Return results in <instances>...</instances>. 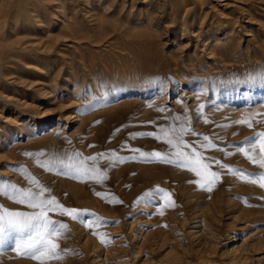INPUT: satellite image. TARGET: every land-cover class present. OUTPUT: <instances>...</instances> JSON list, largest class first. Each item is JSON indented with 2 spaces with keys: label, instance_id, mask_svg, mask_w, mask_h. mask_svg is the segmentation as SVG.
<instances>
[{
  "label": "rangeland",
  "instance_id": "374dc122",
  "mask_svg": "<svg viewBox=\"0 0 264 264\" xmlns=\"http://www.w3.org/2000/svg\"><path fill=\"white\" fill-rule=\"evenodd\" d=\"M261 73L264 0H0V187L38 191L32 176L45 198L88 210L48 213L68 229L43 264H264V188L230 171H261L237 151L264 132ZM181 125L221 174L211 191L178 160L85 161L102 182L58 164L131 149L171 156L166 142L133 134ZM204 136L217 147L201 148ZM156 188L175 206L140 200ZM0 206L33 211L3 193ZM14 249L0 246V264H41Z\"/></svg>",
  "mask_w": 264,
  "mask_h": 264
},
{
  "label": "snow or ice",
  "instance_id": "6c2138e0",
  "mask_svg": "<svg viewBox=\"0 0 264 264\" xmlns=\"http://www.w3.org/2000/svg\"><path fill=\"white\" fill-rule=\"evenodd\" d=\"M259 75L264 77V73ZM175 119L179 120L180 117H176ZM235 123L239 125H247L249 128L253 127L250 118H242L235 121ZM189 131L190 129L188 127L181 125L178 128L175 126L161 127L158 132L133 134L135 136L146 135L166 142V144L170 146V149H174V151L171 152V156L169 154H162L158 151L146 153L140 149H131L134 155L123 159L116 156L114 152L111 154L99 153L97 156L85 157L78 162H74V158L69 157L68 163H65L64 160H59L58 164L76 176H83L88 179L102 182L107 179V174L97 168L95 163L91 167H87L85 161L90 160L95 162L98 159H104L107 155L108 158L119 160L122 163L124 162V159H136L137 156L135 154H138L141 159L151 158L165 163H174L178 160L181 162L182 167L188 168L190 171L194 172L197 177H200L199 180L191 181L192 183H196L201 188H207L208 191H211L214 184L219 180L221 174L216 171H211L210 163L205 162L206 158L203 153L198 151L192 144L186 143L183 140V135ZM199 146L204 149L217 147L216 144L212 143L208 136L203 137V141L200 142ZM123 147L127 148L128 145H123ZM185 149H190V151H185ZM257 150H259L258 154ZM237 151L242 153L252 164L258 165L261 171L256 174H250L246 171L236 169H230V171H233L234 173L239 171V178L241 180H246L251 183H259V186L264 188V132H257L254 133L251 138H246L245 141L237 147ZM75 156L79 157L81 154L76 153ZM171 157H174L175 159ZM214 162L217 165L220 164L219 161ZM37 163L42 167L51 170L47 164H42L40 161H37ZM221 166L228 167L226 165ZM28 179L38 191H34L32 187L21 189L16 185L0 187V193L9 196V198L15 200L19 204H26L33 209L31 212L11 211L0 206V246L4 245L6 241H14V250L18 255L29 257L40 261L41 264H43L45 260L59 258V245L56 243L54 237H60L63 234V230L68 229L67 224L53 220L48 213H60L61 215H66L73 220H76L84 213H87L88 210L67 208L60 204L55 196L45 198V193H48L50 190L42 186L35 177L29 176ZM95 194L97 196L104 195L100 192ZM154 195L161 196L164 199L166 206H175L174 202L170 199V194L164 192V190L160 188L145 192L143 196L140 197V200H148ZM109 202L122 203L115 198L109 200ZM161 214H163V212H161ZM102 219L103 218L96 216L94 223L99 226V222ZM86 226L93 228V223H87ZM94 234L99 236L102 243H108V240L103 234Z\"/></svg>",
  "mask_w": 264,
  "mask_h": 264
}]
</instances>
